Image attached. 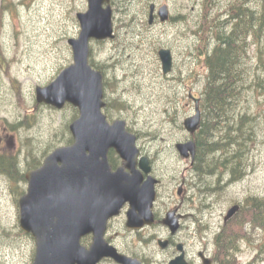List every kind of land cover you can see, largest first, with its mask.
Returning a JSON list of instances; mask_svg holds the SVG:
<instances>
[{"label": "rangeland", "instance_id": "obj_1", "mask_svg": "<svg viewBox=\"0 0 264 264\" xmlns=\"http://www.w3.org/2000/svg\"><path fill=\"white\" fill-rule=\"evenodd\" d=\"M202 1L149 0V5L154 3L157 8L167 5L176 22L160 23L157 19L148 29H141L144 33L138 37L134 32L124 41L122 37L121 43L125 45L91 41V58L99 65L103 62L109 65L106 70L112 88L109 96L121 95L132 105L128 111H115L113 121L125 120L135 131L142 132L138 144L153 161L152 175L162 181L161 201L167 203L166 187L175 188L176 194L181 177L192 174L197 205L201 207V202L208 206L207 211L221 214L234 204H245L250 197L264 198V96L252 90L243 101V108L258 116L259 121L255 126L257 136L245 156V175L232 183L227 175L217 196L201 195L198 190L201 179L190 162L180 157L176 144L192 138L183 126L185 119L195 112L190 95L201 97L206 85L207 67L194 56L198 38L193 31L200 19ZM233 1L216 0V3L224 9ZM245 1L258 9L264 0ZM113 9L115 27L122 25L120 13L115 6ZM87 10L88 0H0V264L34 261L36 242L20 227L19 198L26 193V174L34 164L42 163L56 148L68 145L72 138L69 126L75 120L69 106L60 111L38 103L36 88L48 86L73 64L68 40L79 37L77 15ZM133 11L138 12L135 7ZM153 41H158L159 50L165 48L172 53L173 71L167 78L154 75L157 64L162 71V64L159 53L158 62L155 54L150 53ZM118 47L122 49L119 56ZM113 61L118 64L112 65ZM256 61V57L251 59V65ZM139 66L145 73L134 77L132 73ZM216 180L217 177H209L207 182L212 184ZM240 214L246 223L247 213ZM248 236L236 262L264 264V235L256 231Z\"/></svg>", "mask_w": 264, "mask_h": 264}, {"label": "water", "instance_id": "obj_2", "mask_svg": "<svg viewBox=\"0 0 264 264\" xmlns=\"http://www.w3.org/2000/svg\"><path fill=\"white\" fill-rule=\"evenodd\" d=\"M151 5L149 24L155 21ZM162 23L170 19L167 5L158 9ZM112 0H88V10L77 18L81 31L69 39L73 64L65 68L48 86L36 88L38 103L62 110L67 104L79 110V117L70 125L73 144L55 149L44 164L26 174L27 193L20 200V227L36 241L33 264L97 263L109 255L104 234L107 222L116 216L125 203L131 204L130 221L138 220L139 211L152 223V207L157 200L159 181L151 175L152 166L141 156L138 135L127 129V122H110L104 113V75L90 64L91 41L114 40L115 25ZM162 72L173 70L169 49H161ZM202 121L199 109L184 121V128L195 134ZM176 149L184 159L196 156L194 141L178 143ZM114 150L123 160L117 170L109 162ZM240 211L231 207L228 222ZM141 217V216H140ZM165 224L175 232L176 221L169 215ZM93 234L90 250L81 240Z\"/></svg>", "mask_w": 264, "mask_h": 264}, {"label": "trees", "instance_id": "obj_3", "mask_svg": "<svg viewBox=\"0 0 264 264\" xmlns=\"http://www.w3.org/2000/svg\"><path fill=\"white\" fill-rule=\"evenodd\" d=\"M148 1L112 0L116 12L121 15L119 22L122 21V25L118 24L115 27L116 38L110 42L125 45L121 43L122 37L124 41L132 32L138 37L144 33L142 30L150 27L149 19H146L151 6ZM138 2L141 4H137ZM201 5L200 19L196 22L193 31V35L198 38L194 56L203 60L207 73L206 85L200 97L202 121L199 130L192 135L197 147L193 169L201 179L198 187L201 195L217 196L223 188L222 180L227 175L230 183L238 181L245 175L247 171L245 156L255 139L254 136H257L255 126L259 122L258 116L246 111L243 108V101L246 100L247 92L252 90L264 96V1L258 9L252 8L245 0H234L224 9L218 6L216 0H203ZM133 7L138 12L133 11ZM176 20L171 16L169 21L176 22ZM182 21L188 23L186 20ZM107 42L109 41L99 43L104 45ZM158 46V41L150 43L152 50L150 53L155 54L157 62ZM252 50L253 55H251ZM116 52L119 56L122 49L118 47ZM255 57L257 61L252 66L251 59ZM120 60L116 58V61ZM90 63L104 75L106 102L104 112L109 120H113L115 111L119 113L128 111L132 105L122 99L121 95H117L116 98L109 96V89L112 90L109 77H106L109 65L104 62L99 65L92 58ZM113 63L114 66L118 64ZM155 70L156 77L164 78L159 64ZM139 73H145L142 66H139L132 75L138 77ZM114 79L119 81L115 76ZM71 108L76 119L79 112L76 108ZM128 129L138 136L142 134L135 131L132 126H128ZM69 140L68 144L72 143V138ZM115 158V153L111 151V163L115 162L112 161ZM209 177H217L216 182L209 184L207 182ZM244 205L241 213H247L246 221L249 220V224L234 230L232 235L234 237L241 235L244 239L254 231H260L264 235V198L250 197ZM228 264L238 263L234 259Z\"/></svg>", "mask_w": 264, "mask_h": 264}, {"label": "flooded vegetation", "instance_id": "obj_4", "mask_svg": "<svg viewBox=\"0 0 264 264\" xmlns=\"http://www.w3.org/2000/svg\"><path fill=\"white\" fill-rule=\"evenodd\" d=\"M190 100L194 102L195 111L199 109L202 114L200 97L191 94ZM188 141L193 139L186 142ZM195 159L193 161L190 157L183 160L190 162L193 168ZM112 161H115V164L112 163L113 170L123 164L117 156ZM150 162L152 165L151 159ZM42 165L43 162H38L32 170ZM191 175L185 173L181 177L176 194L173 192L175 188L166 187L167 203L161 201L162 181L158 179L157 200L152 207V223H148L142 213L140 217L139 211L135 212L138 220L130 221L131 204L125 203L106 225L104 240L111 254L103 256L97 263L84 264H228L229 261L238 260L242 243L246 241L241 235L234 237L232 234L234 230L249 224L247 221L244 223V219L239 216L244 204H234L240 206V211L226 222V212L218 214L207 211L208 206L201 202V207L197 205ZM169 215L178 226L175 232L165 224ZM94 242L93 234H88L81 240L87 250L92 248Z\"/></svg>", "mask_w": 264, "mask_h": 264}, {"label": "bare ground", "instance_id": "obj_5", "mask_svg": "<svg viewBox=\"0 0 264 264\" xmlns=\"http://www.w3.org/2000/svg\"><path fill=\"white\" fill-rule=\"evenodd\" d=\"M242 158V157H241ZM246 158V157H245ZM244 162H245V160H244ZM244 164V163H243ZM243 171V170H242Z\"/></svg>", "mask_w": 264, "mask_h": 264}]
</instances>
